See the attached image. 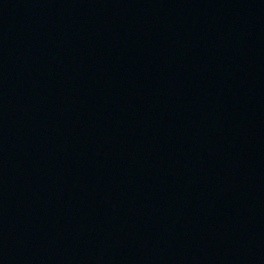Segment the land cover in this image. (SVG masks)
<instances>
[{
	"label": "water",
	"instance_id": "obj_1",
	"mask_svg": "<svg viewBox=\"0 0 264 264\" xmlns=\"http://www.w3.org/2000/svg\"><path fill=\"white\" fill-rule=\"evenodd\" d=\"M0 264H264V0H0Z\"/></svg>",
	"mask_w": 264,
	"mask_h": 264
}]
</instances>
